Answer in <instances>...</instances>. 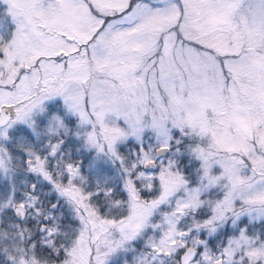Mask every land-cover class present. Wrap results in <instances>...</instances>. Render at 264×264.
<instances>
[{
  "label": "snow or ice",
  "instance_id": "6c2138e0",
  "mask_svg": "<svg viewBox=\"0 0 264 264\" xmlns=\"http://www.w3.org/2000/svg\"><path fill=\"white\" fill-rule=\"evenodd\" d=\"M0 264H264V0H0Z\"/></svg>",
  "mask_w": 264,
  "mask_h": 264
}]
</instances>
